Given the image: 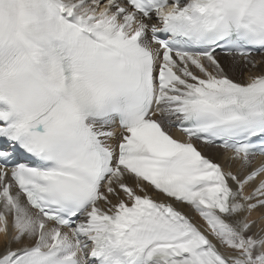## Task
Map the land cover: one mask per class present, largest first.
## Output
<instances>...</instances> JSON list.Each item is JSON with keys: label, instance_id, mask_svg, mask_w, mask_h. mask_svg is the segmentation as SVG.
<instances>
[{"label": "snow or ice", "instance_id": "obj_1", "mask_svg": "<svg viewBox=\"0 0 264 264\" xmlns=\"http://www.w3.org/2000/svg\"><path fill=\"white\" fill-rule=\"evenodd\" d=\"M0 264H264V0H0Z\"/></svg>", "mask_w": 264, "mask_h": 264}, {"label": "bare ground", "instance_id": "obj_2", "mask_svg": "<svg viewBox=\"0 0 264 264\" xmlns=\"http://www.w3.org/2000/svg\"><path fill=\"white\" fill-rule=\"evenodd\" d=\"M257 58H259V56H257ZM206 154H209V155H215L214 152H206Z\"/></svg>", "mask_w": 264, "mask_h": 264}]
</instances>
